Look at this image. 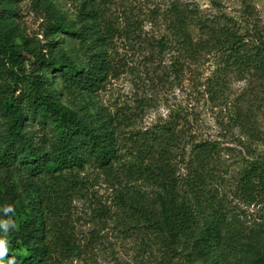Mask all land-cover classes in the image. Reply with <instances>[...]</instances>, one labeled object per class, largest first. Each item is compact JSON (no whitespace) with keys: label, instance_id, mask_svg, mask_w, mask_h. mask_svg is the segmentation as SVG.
I'll list each match as a JSON object with an SVG mask.
<instances>
[{"label":"trees","instance_id":"1","mask_svg":"<svg viewBox=\"0 0 264 264\" xmlns=\"http://www.w3.org/2000/svg\"><path fill=\"white\" fill-rule=\"evenodd\" d=\"M20 1L0 0V122L6 127L0 132V166L16 173L22 187L0 194L2 217L16 222L7 234L0 229L8 241L3 264L13 257L16 264H51L59 245L54 238L64 234L51 223L82 183L80 175L95 167L116 178L119 166L121 175L141 176L152 187L149 193L122 188L118 195L120 230L136 240L140 263L264 264V235L231 227L225 198L226 187L234 185L249 202H264V151L247 149L229 181L216 170L222 151L217 141L185 142L186 133L166 124L130 136L135 161L124 163L116 117L100 111L82 115L65 100L95 93L108 78L102 53H89L79 63L64 42L99 32V11L85 3L75 29L53 0H32L54 18L46 45L40 51L27 47V57L16 41ZM160 16L168 31L161 43L176 46L184 65L213 56L219 72L264 79L261 30L243 31L234 18L207 15L186 0H171ZM34 123L41 131L33 130ZM9 204L15 212L5 216L2 209Z\"/></svg>","mask_w":264,"mask_h":264},{"label":"rangeland","instance_id":"2","mask_svg":"<svg viewBox=\"0 0 264 264\" xmlns=\"http://www.w3.org/2000/svg\"><path fill=\"white\" fill-rule=\"evenodd\" d=\"M53 1L75 29L80 28L79 13L85 3L99 11V32L89 39L69 36L64 42L79 63L89 53H102L110 65L108 78L95 93L65 100L82 115L100 111L116 117L124 163L135 161L130 136L166 124L186 133L185 142L217 141L222 151L216 170L229 181L241 168L247 149L264 151V79L219 72L213 56L184 65L176 46L161 43L168 31L160 13L171 0ZM186 1L207 15L223 13L234 18L243 31L264 33V0ZM18 7L17 48L30 57L25 49L40 51L46 45L47 26L54 17L37 10L32 0H21ZM190 30L198 36L195 25ZM26 65L30 70V62ZM32 127L41 131L40 123ZM5 129L0 122V132ZM122 170L119 166L116 178L95 167H87L80 175L82 183L51 223L68 239L63 244L61 236L54 238L59 245L51 264H143L137 257L136 240L120 230L118 195L122 188L149 193L152 187L141 176L121 175ZM12 188L22 192L17 174L10 175L0 166V194ZM225 198L231 227L247 235H264V202H249L234 185L226 187ZM0 219H4L1 212Z\"/></svg>","mask_w":264,"mask_h":264},{"label":"clouds","instance_id":"3","mask_svg":"<svg viewBox=\"0 0 264 264\" xmlns=\"http://www.w3.org/2000/svg\"><path fill=\"white\" fill-rule=\"evenodd\" d=\"M5 216L8 215V213H14L15 207L11 204L5 205L2 209ZM16 228V222L9 217L8 219H0V229L3 230L5 234H7L11 229ZM8 253V241L6 238H0V264H3V258ZM8 264H16L15 257L10 259L8 261Z\"/></svg>","mask_w":264,"mask_h":264}]
</instances>
